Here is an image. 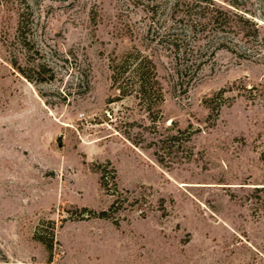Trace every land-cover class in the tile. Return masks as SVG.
Here are the masks:
<instances>
[{
	"label": "rangeland",
	"instance_id": "1",
	"mask_svg": "<svg viewBox=\"0 0 264 264\" xmlns=\"http://www.w3.org/2000/svg\"><path fill=\"white\" fill-rule=\"evenodd\" d=\"M262 38L264 0H0V264H264ZM137 52L150 111L113 81Z\"/></svg>",
	"mask_w": 264,
	"mask_h": 264
},
{
	"label": "trees",
	"instance_id": "2",
	"mask_svg": "<svg viewBox=\"0 0 264 264\" xmlns=\"http://www.w3.org/2000/svg\"><path fill=\"white\" fill-rule=\"evenodd\" d=\"M196 2V0H194ZM196 14V13H194ZM249 14V13H248ZM226 11L221 9L215 10L214 13L210 15H202V18L208 19V21H218L221 30H225L226 25ZM252 15V14H250ZM188 16H191L190 13ZM24 16L22 13H18V21H17V30L22 35V27L25 26L27 21H23ZM24 24V25H23ZM192 28L194 24L192 21L189 23ZM232 26L236 28V33L240 36V40L245 45V56H248L247 52L253 51L255 47H257V42L259 37V25L255 20H253L252 16H246V12L234 13V19L232 21ZM264 38H262L263 40ZM256 44V45H255ZM255 46V47H254ZM264 54V53H263ZM131 55V56H130ZM128 55V58L124 59L122 63H120L115 69L113 81L116 84L118 91L121 95L126 94L125 89L129 88L131 93L138 99L140 105L143 106L145 111H150L152 104L156 103V101L161 99V88L154 72L153 62L146 56L139 54L138 52L135 54ZM14 64V63H12ZM16 64V63H15ZM16 68L25 75L23 68L19 65H15ZM34 73L40 75L43 72V66L38 64L33 69ZM131 80V81H130ZM104 176L102 177V186L105 185ZM106 188V187H105ZM117 192V191H116ZM122 206V199L116 197L110 206L99 212H95L93 210L83 208L84 211L87 212V218L97 217L104 219H112L114 220V214L119 211ZM49 248V245H47Z\"/></svg>",
	"mask_w": 264,
	"mask_h": 264
}]
</instances>
